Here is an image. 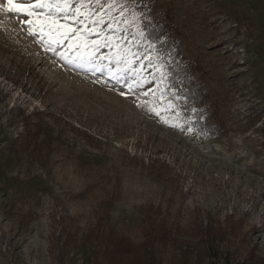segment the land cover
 <instances>
[{"label": "rangeland", "instance_id": "1", "mask_svg": "<svg viewBox=\"0 0 264 264\" xmlns=\"http://www.w3.org/2000/svg\"><path fill=\"white\" fill-rule=\"evenodd\" d=\"M148 3L220 136L181 109ZM148 232L157 264H264V0H0V264H130L116 238Z\"/></svg>", "mask_w": 264, "mask_h": 264}, {"label": "trees", "instance_id": "2", "mask_svg": "<svg viewBox=\"0 0 264 264\" xmlns=\"http://www.w3.org/2000/svg\"><path fill=\"white\" fill-rule=\"evenodd\" d=\"M171 10L169 7L162 10L156 3L143 5V28L149 40L156 43L161 52L169 56L168 83L179 95L180 107L184 113L194 117L190 124L212 136H220L224 126L211 122L217 118L218 107L215 99L208 100L211 97V89L202 79L206 75L203 65L192 61L185 53L182 54L181 59H177L175 55L181 52L182 41L181 31ZM12 159V157L6 159L8 165ZM160 231L162 235L158 238L151 236L152 232H148L147 239L142 245L133 244L123 238H116V250L129 255L130 264H157L154 257L146 259L143 253L151 247L154 239L165 241L169 238L168 229L164 223ZM209 234L210 231H207L205 236Z\"/></svg>", "mask_w": 264, "mask_h": 264}]
</instances>
